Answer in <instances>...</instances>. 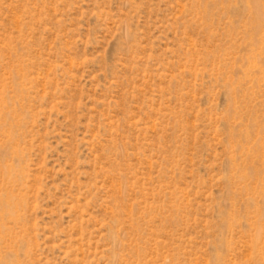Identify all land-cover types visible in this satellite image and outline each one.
I'll list each match as a JSON object with an SVG mask.
<instances>
[{
  "label": "rangeland",
  "instance_id": "obj_1",
  "mask_svg": "<svg viewBox=\"0 0 264 264\" xmlns=\"http://www.w3.org/2000/svg\"><path fill=\"white\" fill-rule=\"evenodd\" d=\"M0 264H264V0H0Z\"/></svg>",
  "mask_w": 264,
  "mask_h": 264
}]
</instances>
